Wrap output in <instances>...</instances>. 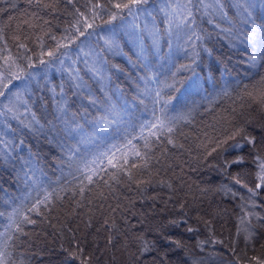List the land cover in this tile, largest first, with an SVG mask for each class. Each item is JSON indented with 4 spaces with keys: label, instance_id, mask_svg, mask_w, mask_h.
I'll list each match as a JSON object with an SVG mask.
<instances>
[{
    "label": "trees",
    "instance_id": "16d2710c",
    "mask_svg": "<svg viewBox=\"0 0 264 264\" xmlns=\"http://www.w3.org/2000/svg\"><path fill=\"white\" fill-rule=\"evenodd\" d=\"M92 2L96 3L97 0H92ZM99 2L104 4L106 0H99ZM74 3L81 12L89 13L91 7L89 0H74ZM156 4L157 0H150L147 5L148 10L153 11ZM0 10H2L0 11V26L11 24V29H6L9 35L23 19H32L27 14H39L41 19L33 22L40 26L28 28L27 25H22L24 32L29 36L25 42L30 51L26 54L32 57L40 52L41 38L46 48L54 45L55 41L51 39V36L55 35L59 39L65 34V29H70L74 21L71 15L72 8L66 4L65 0H60L55 11L37 9L34 3L29 5L28 0H3L0 2ZM102 15L103 19H97L94 34L90 37L93 45H102L103 41L98 38L106 35L101 29V24L108 19V16L106 12ZM9 16L15 19L9 22ZM160 19L157 16L158 25L163 27ZM44 21L48 23L44 24ZM129 21H131L130 17L126 22ZM144 21L145 17L141 16L136 22L142 24ZM200 27L211 32L216 31L207 23L202 22ZM84 39L85 37H81L80 40L72 43L69 50L75 54L78 51L77 45ZM168 39L164 36L161 40L162 57L152 61L153 71L156 72L160 81L170 76L171 65L190 63L181 47L184 46V40H178L175 36L172 37L171 55H166L170 52ZM8 43L14 53L23 51V49H17L11 39ZM129 55L132 56V60L136 59L132 53ZM246 56L245 49L236 52L237 58H234L232 70L229 71L225 80L226 91L230 93L229 95H224L225 91L221 92L215 81L216 56L213 50L212 55L201 53V58L196 65H193L195 74L191 70L177 74V80L183 78V83L176 85L180 89L179 92L163 87L162 84L159 85L162 100L156 105L157 115H160L159 109L165 107L163 101L169 96L176 97V99H173L166 107L168 116L190 113L188 116L190 122L179 121L172 134L174 142L183 144L184 147H173L167 144L165 136H161L153 146V153L160 159V163L155 164L153 172L155 173L156 169L163 165L159 175H153L152 183L140 186L135 183L115 184L109 181L115 191L108 196L107 200H101L98 197V192H104L106 195L109 193V189L102 183L103 180L108 179L105 172H101L96 178L100 180L99 186L90 185L92 190H86L84 198L80 195L73 196L72 189L78 185L79 181L73 180L72 176L67 174L69 169L61 164V160L65 157L58 144H75L76 140L72 138V135L58 131L63 125L56 119L59 114L55 112L50 103L46 108L39 106L36 109L34 106L33 110L36 111L37 118L44 128L42 132L35 135L25 129L20 133L16 132L14 137H7L13 139L17 145H19V140L23 139L24 144L12 153L11 161L0 160V210H2L3 200L22 196L25 184L21 169L27 158L28 161H35L37 166L43 170L46 186L66 187L70 190L59 192L60 199H53L47 208L41 206L40 215L29 214L32 219L36 220V223L22 225L27 235L20 236L19 241L16 242L14 259L18 264L21 261L23 264H80L78 259L69 258L68 253L63 250L75 251L77 244L83 249V255L90 257L89 264H151L153 260L159 261L160 264H191L193 256L202 257L206 264H254V261H250V257L259 256L264 259V220L251 218L250 230L254 234L247 243L244 238L245 233L237 234L239 217L243 215L241 205L246 204L250 194L246 188L235 184L230 179V174L241 173L242 182L249 187H254L257 181L254 175L255 168L251 161L256 154L264 156V111H261L255 104L249 106L247 97L242 98L244 86L248 85L251 90V86L261 76H264V67H249ZM110 59L112 63V58ZM113 64H119L124 71L113 70L110 73L111 80L107 84V92L118 108L127 104L133 114L131 123L136 125L134 133L136 134L139 132L138 126L141 122L152 119L151 99L145 100L143 105L139 103V100L134 99L136 83L132 79L137 75H143V72L130 63L132 70L136 72L135 75L124 68L119 61ZM29 70L30 68L27 69ZM44 73L45 71H40L33 74L40 79ZM46 78L53 83H59L60 73L55 72V69L47 70ZM120 80L124 83L118 84ZM191 80H196L197 86L190 88ZM167 82L172 83L170 79ZM157 86L150 84L153 88ZM141 87H143L142 83ZM98 89L99 85L93 83L95 95L102 100L104 95ZM118 98L122 100L119 103ZM69 104V115L79 110L78 122L86 133L91 134L94 117L103 112L97 107H90L86 100L80 98H76L75 103L69 101ZM81 105L88 108L86 115ZM99 107L103 109L102 105ZM38 111L44 112L45 116L42 119ZM226 128L231 132L237 128L242 131L236 135L234 140H228L222 147L212 151L216 147L215 141L221 140L220 134ZM114 129L115 126L111 132H114ZM121 131L123 135V129ZM129 131L132 129L130 128ZM145 134H147V129H145ZM245 136L254 137L255 144H249L244 139ZM114 137H116V142L120 140V136L114 135ZM133 143L142 145L143 141L135 140ZM201 144L205 147H199ZM164 148L167 149L166 152ZM89 153L94 152L88 149V153H85L87 159H91ZM215 156L222 158L220 172L224 174L221 176L212 172L213 166L210 164L216 159ZM240 156L244 157L242 164L228 167V174L222 171L224 159L233 160ZM107 171L110 172L112 169H107ZM177 177L180 178L177 179ZM160 179L171 183L177 192L174 194L168 187L161 185L158 182ZM222 185H228L237 195L233 197L231 193L220 190ZM35 195L36 193L33 192V196ZM42 195L41 193V197ZM253 199L256 207L253 208L251 204H247L246 210L254 211L264 217V190H261L259 195ZM76 201H81V206L77 207ZM16 202L19 203V200ZM181 203L185 205L184 208L180 207ZM112 208H116V211L112 212ZM105 220L108 224H105ZM171 220L178 221V224H169ZM113 221L116 227L110 228ZM205 221L208 222V226ZM5 223L6 220L0 218V231H3ZM189 227L195 231L188 232ZM139 235H143L149 242H154L155 251L139 256V260L134 262L131 254L137 253L138 246L135 237ZM165 237H169L170 240H166ZM209 239L215 243H205L203 251L196 247L198 240L207 241ZM177 240L183 243V248H177L174 243H171ZM232 249H235V252Z\"/></svg>",
    "mask_w": 264,
    "mask_h": 264
},
{
    "label": "snow or ice",
    "instance_id": "6c2138e0",
    "mask_svg": "<svg viewBox=\"0 0 264 264\" xmlns=\"http://www.w3.org/2000/svg\"><path fill=\"white\" fill-rule=\"evenodd\" d=\"M59 2L60 0H28L29 5L34 3L37 9L52 11L56 10ZM65 2L74 8L71 13L74 21L70 29H65V34L59 39L52 35L51 39L55 41V44L47 46V48L41 38L40 52L37 54L38 58L47 56L46 60L39 59V63L45 65L46 69L58 63L59 83L48 80L46 78L47 71L40 79L27 71L33 67V57L26 54L30 51L25 42L29 36L24 32L22 25H27L28 28L40 26L33 22L41 19L38 13L27 14L32 19H23L15 29H12L11 35L6 32V29H11L10 23L0 26V160L11 161L12 153L16 151L17 147L24 144L23 139H20L19 145H17L13 139L7 137H14L17 131L25 129L34 135L43 131L44 125L40 124L33 108L38 104L42 108H46L50 103L55 112L59 114L56 119L63 125L58 131L66 132L76 140L75 144H58L65 157L61 160V164L66 165L69 169L67 174L72 176L73 180L79 181L78 185L72 189L73 196L80 195L84 198L85 191L92 190L90 185L97 184L99 186L100 180L96 178L100 176L101 172H105L108 176V179L103 180L102 183L109 189L108 195L98 192V197L101 200H107L108 196L115 191L109 181L115 184L124 182L130 185L135 183L137 186L150 184L153 175L158 176L163 169V165H161V168H157L155 173L153 172L155 164L160 163L159 157L153 153V146L160 140V137L165 136L167 144L173 145V147H184L183 144L174 142L172 134L179 121H188L190 113L168 116L166 107L173 99H176V97L169 96L167 100L163 101L165 107L159 109L160 115H157L156 105L160 104L162 100L159 85L162 84L163 87L179 92L180 89L176 85L183 83V78L177 80V74L188 70L195 74L193 65L197 64L201 53L212 55V49L207 47L205 42L213 35L228 41L233 46L236 41H239L244 45L249 67H264V0H157L153 11H149L146 7L150 0H106L104 4H101L99 0L96 3L89 0L91 7L87 14L75 7L74 0H65ZM13 7L15 6L13 5ZM105 12L108 16V19L104 21L106 24H111L118 18L126 21L130 17L131 21L122 24L119 30L109 29L106 35L98 38L103 41L102 45H93L90 37L94 34L97 19H103L102 13ZM141 16L145 17V21L138 24L136 21ZM157 16L161 18L160 24L163 27L158 25ZM13 19H15L13 16L8 17L9 22ZM202 22L211 25L216 31L211 32L201 28ZM47 23L48 21H44V24ZM90 29L93 31L90 32ZM164 36L169 38L170 52L166 55H171L172 37L175 36L178 40H184V46L181 47L190 63L171 65L170 76L164 81H160L156 72L153 71L152 61L162 57L161 40ZM81 37H85V39L80 41V44L77 45L78 51L73 54L69 50V46L80 40ZM9 39L14 42L17 49H23V51L14 53L9 47ZM129 53H132L136 59L132 60ZM110 57H123L143 72V75L133 77L134 81L140 82L136 83L134 99L139 100L141 105L145 103V100L151 99L152 119L141 122L138 126L139 132L136 134H134L136 125L131 123L133 114L127 104L118 108L108 95L107 84L111 80L110 73L113 70L124 71L119 64L111 63ZM169 79L172 83L167 82ZM14 81H19V83L15 84ZM93 83L99 85L98 90L103 93L104 101L95 95ZM141 83L143 87H141ZM150 84L158 86L153 88L150 87ZM195 86H197L196 80H191L189 87ZM45 93L47 97L44 95ZM229 94L228 91L224 92V95ZM121 95L123 94L121 93ZM243 97L248 98L249 106L255 104L261 111H264V76H261L251 86V90L248 85H245ZM76 98L86 100L90 107H97L98 110H100L99 106H103V114L93 119L91 134L86 133L78 122L79 110L69 115V101L75 103ZM81 107L86 115L88 108L83 105ZM14 122L16 127L13 126ZM114 126V132H110ZM121 126H123V135H120ZM130 128L132 131H129ZM145 129H147V134H145ZM241 131L242 129L237 128L223 140H216V147L212 151L222 147L228 140H234ZM110 135L120 136V140L106 144L103 150L89 153L91 159H87L85 153H88L89 146L98 145ZM244 139L249 144H255L254 137L245 136ZM135 140H142L143 144L133 143ZM199 147H205V145L201 144ZM164 151L166 152L167 149L164 148ZM243 162L244 157L242 156L233 160L224 159L222 171L228 174V167ZM251 163L255 168L254 175L257 181L254 187H249L242 182L241 173L230 174V179L235 184L246 188L250 194L246 204L241 205L243 215L239 217L237 226L238 235L241 232L245 233L246 243L252 239L254 234L250 230L252 227L251 218L264 220V217H261L259 213L246 210L247 204H251L253 208L256 207L253 198L259 195L261 190H264V156L256 154ZM107 169H112V171L109 172ZM21 171L25 184L22 196L3 200L2 210H0V218L6 220L3 231H0V264H18L14 259L16 242L19 241L20 236L27 235L22 225L36 223V220L32 219L29 214L40 215L41 206L47 208L53 199H60L59 192L70 190L66 187L50 188V185L46 186L43 170L37 166L35 161H26ZM179 178L177 177V179ZM158 182L168 187L174 194L177 192V189L168 181L160 179ZM220 190L231 193L233 197L237 195L228 185H222ZM33 192L36 193L35 196H33ZM241 199L243 200V197ZM17 200L19 203L16 202ZM76 205L77 207L81 206V201H76ZM180 207L184 208L185 205L181 203ZM111 211L115 212L116 208H112ZM105 224H108L107 220H105ZM169 224L177 225L178 221L171 220ZM205 224L208 226L207 221ZM115 227V221H113L110 228ZM187 231L195 230L189 227ZM165 239L170 240L169 237H165ZM135 240L138 246L137 253L131 254L134 262L139 260V256L155 251L154 242L147 241L143 235L136 236ZM171 243H174L177 248L184 247L183 243L178 240L171 241ZM205 243H215V241L211 239L198 240L196 247L203 251ZM63 250L68 253L69 258L78 259L80 264H89L90 257L83 255V249L78 244L75 251ZM232 251L235 252V249ZM249 259L255 264H264V259L259 256H252ZM19 264H23V262L21 261ZM151 264H160V262L153 260ZM191 264H206V261L202 257L193 256Z\"/></svg>",
    "mask_w": 264,
    "mask_h": 264
},
{
    "label": "rangeland",
    "instance_id": "374dc122",
    "mask_svg": "<svg viewBox=\"0 0 264 264\" xmlns=\"http://www.w3.org/2000/svg\"><path fill=\"white\" fill-rule=\"evenodd\" d=\"M68 9V12L70 13V8L68 7L67 8ZM44 44H45V42H44ZM237 58L236 57V53H230V54H227V55H225V56H222L221 57V62L224 64V66H226L227 68H228V70L230 71V70H232V66H233V64H234V60ZM59 67V66H58ZM49 69V68H48ZM44 95H46V93L44 94ZM39 108V105L38 106H36V109H38ZM45 116V114H44V112L43 111H41V112H39V117L42 119L43 117ZM232 134V132L229 130V129H224L222 132H221V134H220V138H221V140H223L226 136H228V135H231ZM53 136V138H56V136L55 135H52ZM216 157V156H215ZM221 159L222 158H218V157H216V159H214L212 162H211V166H213L212 167V172H214V173H216V174H218L219 176H221V174H224V173H222V172H220L221 171V169H220V165H222V163H221ZM221 192V191H220ZM222 198H224V197H222ZM255 264V263H254Z\"/></svg>",
    "mask_w": 264,
    "mask_h": 264
},
{
    "label": "bare ground",
    "instance_id": "6f19581e",
    "mask_svg": "<svg viewBox=\"0 0 264 264\" xmlns=\"http://www.w3.org/2000/svg\"><path fill=\"white\" fill-rule=\"evenodd\" d=\"M27 161H28V158H27Z\"/></svg>",
    "mask_w": 264,
    "mask_h": 264
}]
</instances>
